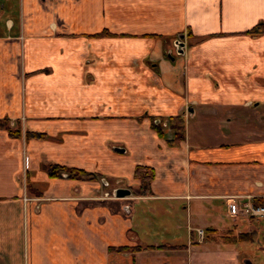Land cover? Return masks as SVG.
Instances as JSON below:
<instances>
[{
    "label": "crops",
    "instance_id": "crops-1",
    "mask_svg": "<svg viewBox=\"0 0 264 264\" xmlns=\"http://www.w3.org/2000/svg\"><path fill=\"white\" fill-rule=\"evenodd\" d=\"M1 120L0 264H264V0H0Z\"/></svg>",
    "mask_w": 264,
    "mask_h": 264
},
{
    "label": "trees",
    "instance_id": "trees-1",
    "mask_svg": "<svg viewBox=\"0 0 264 264\" xmlns=\"http://www.w3.org/2000/svg\"><path fill=\"white\" fill-rule=\"evenodd\" d=\"M0 129H8V121H4L1 120L0 121ZM10 129V128H9ZM157 132H161V130H157ZM181 132H182V128L177 127L176 128V134H175V140H180L182 138L181 136ZM10 135L13 136H19V130L15 129L14 131L9 130ZM49 175L50 177H62L63 175H66L69 178H76L79 176H88L87 174H85L82 171H77V170H71V169H66V168H62V167H58V166H51L49 167ZM134 177L135 179H138L141 182V187L143 189H147L149 184L151 183V181L153 180V175L152 172L145 168V167H136L135 168V172H134ZM248 235H240L238 236V240H243L245 237H247ZM126 248H122V250H124Z\"/></svg>",
    "mask_w": 264,
    "mask_h": 264
},
{
    "label": "built area",
    "instance_id": "built-area-1",
    "mask_svg": "<svg viewBox=\"0 0 264 264\" xmlns=\"http://www.w3.org/2000/svg\"><path fill=\"white\" fill-rule=\"evenodd\" d=\"M246 199L247 201L242 203L239 208H235L234 204L228 205L233 218L239 215L249 219L264 220V203L255 205L251 202L249 196H247ZM202 235L203 231L198 230V236L201 238Z\"/></svg>",
    "mask_w": 264,
    "mask_h": 264
},
{
    "label": "water",
    "instance_id": "water-1",
    "mask_svg": "<svg viewBox=\"0 0 264 264\" xmlns=\"http://www.w3.org/2000/svg\"><path fill=\"white\" fill-rule=\"evenodd\" d=\"M181 40H183V36H179L176 43L178 49L180 48L179 54H182V49H183V42H181ZM188 112L191 113V109H188ZM112 195L114 196V198H124L130 195V191L126 189L118 188L112 192Z\"/></svg>",
    "mask_w": 264,
    "mask_h": 264
}]
</instances>
